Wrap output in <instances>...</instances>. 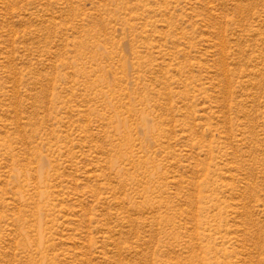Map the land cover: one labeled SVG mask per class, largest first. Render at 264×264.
Wrapping results in <instances>:
<instances>
[{
	"label": "rangeland",
	"instance_id": "374dc122",
	"mask_svg": "<svg viewBox=\"0 0 264 264\" xmlns=\"http://www.w3.org/2000/svg\"><path fill=\"white\" fill-rule=\"evenodd\" d=\"M0 264H264V0H0Z\"/></svg>",
	"mask_w": 264,
	"mask_h": 264
}]
</instances>
